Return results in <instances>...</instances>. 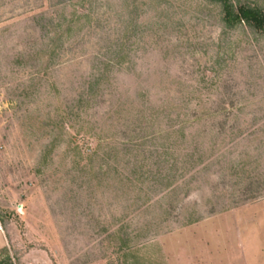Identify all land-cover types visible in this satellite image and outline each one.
<instances>
[{
    "label": "rangeland",
    "instance_id": "obj_1",
    "mask_svg": "<svg viewBox=\"0 0 264 264\" xmlns=\"http://www.w3.org/2000/svg\"><path fill=\"white\" fill-rule=\"evenodd\" d=\"M3 242L0 264H264V32L210 0H0Z\"/></svg>",
    "mask_w": 264,
    "mask_h": 264
},
{
    "label": "trees",
    "instance_id": "obj_2",
    "mask_svg": "<svg viewBox=\"0 0 264 264\" xmlns=\"http://www.w3.org/2000/svg\"><path fill=\"white\" fill-rule=\"evenodd\" d=\"M220 6L224 25L231 28L241 23L257 32H264V11L257 6L233 5L230 0H210Z\"/></svg>",
    "mask_w": 264,
    "mask_h": 264
},
{
    "label": "crops",
    "instance_id": "obj_3",
    "mask_svg": "<svg viewBox=\"0 0 264 264\" xmlns=\"http://www.w3.org/2000/svg\"><path fill=\"white\" fill-rule=\"evenodd\" d=\"M4 246H5V242L1 243V244H0V249H1V248H4ZM263 262H264V261H263Z\"/></svg>",
    "mask_w": 264,
    "mask_h": 264
}]
</instances>
